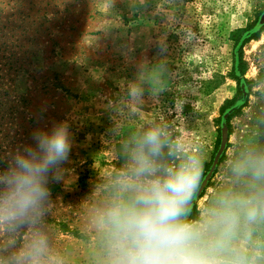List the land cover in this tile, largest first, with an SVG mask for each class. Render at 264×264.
I'll use <instances>...</instances> for the list:
<instances>
[{"label":"rangeland","instance_id":"rangeland-1","mask_svg":"<svg viewBox=\"0 0 264 264\" xmlns=\"http://www.w3.org/2000/svg\"><path fill=\"white\" fill-rule=\"evenodd\" d=\"M0 78L11 83L0 87L1 111L14 110L25 139L0 146V172L35 147V130L66 123L71 150L49 178L61 190H50L38 227L63 264H103L95 218L117 192L134 135L160 126L200 153L194 219L232 186L234 158L264 151V0H0ZM32 231L0 226V260ZM261 240L258 225L252 243Z\"/></svg>","mask_w":264,"mask_h":264},{"label":"clouds","instance_id":"clouds-1","mask_svg":"<svg viewBox=\"0 0 264 264\" xmlns=\"http://www.w3.org/2000/svg\"><path fill=\"white\" fill-rule=\"evenodd\" d=\"M35 147L18 149L0 172V226L32 229L28 242L0 264H63L38 225L50 201L49 178L58 179L72 140L66 123L33 132ZM112 200L95 218L103 264H259L264 240V151L248 150L230 165L232 186L217 191L192 219L190 206L203 188L204 161L186 153L160 126L134 135ZM240 241H248L244 250Z\"/></svg>","mask_w":264,"mask_h":264},{"label":"trees","instance_id":"trees-1","mask_svg":"<svg viewBox=\"0 0 264 264\" xmlns=\"http://www.w3.org/2000/svg\"><path fill=\"white\" fill-rule=\"evenodd\" d=\"M10 86H11V83L3 82L0 78V87L2 90H4L6 93H8ZM0 95H1V91H0ZM2 105H3V102H2L1 97H0V139H1L0 146H5V147H7V146L9 147L10 145L14 146L16 141H20L22 143L25 139L22 141L21 138H18L16 136V135H18L19 129H15V126H16V128H17V126H18V128H20L24 122L19 121V118L15 116L14 110H12V109H11V115L10 116L5 115L1 111ZM14 106L15 105H13V107ZM14 129H15L14 135H11V131ZM22 133L24 134L25 132H22ZM23 134H21V136ZM0 158H1L0 160H3V158H7V157L6 156H4V157L0 156ZM48 187L52 192H56V191L61 190V185L58 183H49ZM190 209H191V217L190 218L194 219L196 216V212H197L196 211V205L191 204Z\"/></svg>","mask_w":264,"mask_h":264},{"label":"water","instance_id":"water-1","mask_svg":"<svg viewBox=\"0 0 264 264\" xmlns=\"http://www.w3.org/2000/svg\"><path fill=\"white\" fill-rule=\"evenodd\" d=\"M227 135L224 133L223 134V140H222V147L225 145ZM218 158V157H217ZM217 161V160H216ZM204 185V184H203Z\"/></svg>","mask_w":264,"mask_h":264}]
</instances>
